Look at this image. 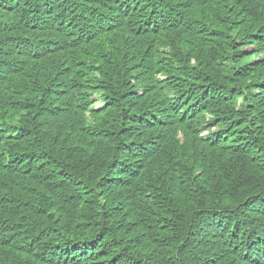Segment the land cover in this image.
<instances>
[{
	"label": "trees",
	"instance_id": "16d2710c",
	"mask_svg": "<svg viewBox=\"0 0 264 264\" xmlns=\"http://www.w3.org/2000/svg\"><path fill=\"white\" fill-rule=\"evenodd\" d=\"M0 264H264V0H0Z\"/></svg>",
	"mask_w": 264,
	"mask_h": 264
}]
</instances>
